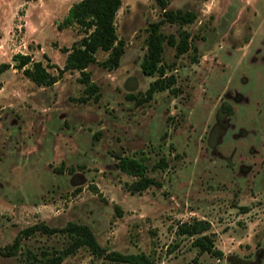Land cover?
I'll return each mask as SVG.
<instances>
[{
    "label": "rangeland",
    "instance_id": "374dc122",
    "mask_svg": "<svg viewBox=\"0 0 264 264\" xmlns=\"http://www.w3.org/2000/svg\"><path fill=\"white\" fill-rule=\"evenodd\" d=\"M77 1L0 0V65L20 53L64 68L62 48L82 35L57 25ZM169 1L198 13L185 26L196 51L176 57L166 44L175 93L138 103L154 80L141 62L145 29L161 16L155 0H123L116 21L126 42L121 66L88 68L98 100L85 92L79 71L48 87L14 66L2 74L0 247L38 223L76 222L89 225L109 252L145 254L153 264H264V0ZM163 31L177 35L178 27ZM117 154L143 157L163 186L130 193L126 183L135 178L118 168ZM161 158L169 166L154 169ZM194 219L212 223L220 260L176 235L178 224ZM67 244L62 233H39L24 240L23 254H0V264H25L26 249L43 257ZM61 264L125 263L82 247Z\"/></svg>",
    "mask_w": 264,
    "mask_h": 264
},
{
    "label": "trees",
    "instance_id": "16d2710c",
    "mask_svg": "<svg viewBox=\"0 0 264 264\" xmlns=\"http://www.w3.org/2000/svg\"><path fill=\"white\" fill-rule=\"evenodd\" d=\"M161 9L160 19L150 22L146 27V52L141 62V70L144 75L153 77L149 88L145 91L138 103L150 102L159 92L170 91L175 93L177 78L174 74H168V67L164 62L166 44L176 49V57L196 51L191 40V33L185 28L198 19V13L191 9L170 8L169 0H155ZM123 6V0H79L70 8L67 15L57 27L60 31L67 28H78L82 37L76 40L71 47H63L62 52L67 53L64 68L58 65L45 64L43 61L33 60L28 54H15L14 63H2L0 65V89L3 87L2 74L14 66L38 86H52L59 81L60 77L68 71H79L80 80L85 85V92L95 96L99 90L98 85L92 80L88 68L98 63L105 69L116 70L121 66L122 58L126 52V42L120 37L117 28V16ZM167 24L178 27L177 35L167 34L163 26ZM99 51L108 53L104 60H99ZM194 62H198L197 57ZM57 68L59 74H53L49 69ZM136 99L135 96H132ZM99 96L96 95L98 100ZM225 112L232 114V107L225 104ZM222 118L221 120H223ZM222 135L220 130L219 136ZM118 168L135 178L131 183H126V189L132 193H141L156 186L162 187L159 179L149 175V166L143 157L136 155H116ZM168 163L161 158L154 169H166ZM243 212H248L250 207H241ZM53 235L62 233L68 238V244L63 250H55L53 253L43 252V257L30 249H26L27 258L25 264H61L63 260L75 254L80 248L87 247L94 256L104 258L110 262H123L125 264H153L149 256L145 254H122L117 251L109 252L103 247L92 228L87 224L70 222L63 228H53L46 223H38L19 231L14 241L4 247H0V254L6 257L23 254L24 240L37 234ZM176 235L182 238L192 239V246L198 249L199 255L209 254L220 260L224 253L215 246L212 223L206 219H194L178 224Z\"/></svg>",
    "mask_w": 264,
    "mask_h": 264
},
{
    "label": "crops",
    "instance_id": "0c3cea01",
    "mask_svg": "<svg viewBox=\"0 0 264 264\" xmlns=\"http://www.w3.org/2000/svg\"><path fill=\"white\" fill-rule=\"evenodd\" d=\"M71 7V6H70Z\"/></svg>",
    "mask_w": 264,
    "mask_h": 264
}]
</instances>
